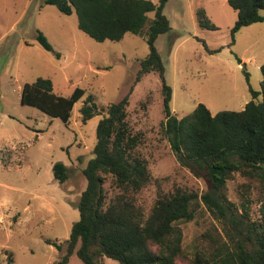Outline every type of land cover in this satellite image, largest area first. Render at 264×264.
Instances as JSON below:
<instances>
[{"label":"rangeland","instance_id":"374dc122","mask_svg":"<svg viewBox=\"0 0 264 264\" xmlns=\"http://www.w3.org/2000/svg\"><path fill=\"white\" fill-rule=\"evenodd\" d=\"M198 8L205 10L216 29L198 25ZM259 12L264 15V9ZM163 13L170 30L159 34L154 44L171 87L172 113L181 118L198 103L211 114L243 109L252 99L249 87L260 90L264 21L243 26L232 36L237 11L227 0H167ZM151 18L153 12H148L145 29ZM37 30L60 53L59 58L36 41ZM201 39L216 51H207ZM147 53L144 35L127 32L117 41H96L78 28L74 11L63 14L44 0H0V264H53L64 253L78 219L77 202L86 186L82 170L93 156L97 123L106 105L131 87L126 119L132 132L142 134L138 150L150 172V180L136 194L137 204L147 214L159 190L178 187L201 193L209 188L205 178L179 165L161 129L164 114L157 72L146 73L134 84L139 60ZM39 77L49 78L53 92L61 96H69L76 87L84 89L68 124L20 102L23 84ZM88 94L100 114L83 123L80 107ZM260 99L259 95L256 100ZM57 161L68 168L63 183L53 177L52 165ZM111 182L106 176L108 196L114 192ZM243 183L250 187L255 216L264 197V184L258 180L233 173L225 184L226 197L238 205ZM178 226L184 255L174 264H194L195 253L207 256L222 240L220 224L201 203L194 218ZM47 239L60 243L62 249ZM100 262L119 264L106 256ZM67 264L83 262L73 254Z\"/></svg>","mask_w":264,"mask_h":264},{"label":"trees","instance_id":"16d2710c","mask_svg":"<svg viewBox=\"0 0 264 264\" xmlns=\"http://www.w3.org/2000/svg\"><path fill=\"white\" fill-rule=\"evenodd\" d=\"M166 1L44 0V3L63 14L74 11L78 28L96 41H117L127 32L145 36L148 53L139 60L134 84L146 73L157 72L164 114L161 129L179 165L205 178L209 188L201 193L178 187L170 192L159 190L147 214L137 204L136 194L150 180V172L146 158L138 150L142 134L132 132L126 119L131 87L120 99L106 105L97 123L93 156L82 170L86 186L77 202L78 219L71 226L64 253L53 264H67L73 254L83 264H101L102 256L119 264H174L184 255L178 223L192 220L200 203L220 224L222 240L216 242L207 256L195 253L194 264H264V197L253 216L248 184H241L238 205L225 193L226 181L235 172L264 184V65L260 67V90L249 87L252 99L243 109L211 114L203 103H198L190 113L176 117L169 105L171 87L165 81L164 66L154 44L159 34L170 30L163 13ZM227 3L237 11L232 36L243 26L264 21L259 12L264 9V0H227ZM148 12H153V18L145 29ZM196 18L203 28H217L203 8L196 10ZM35 39L45 50L60 57L40 30L36 31ZM201 42L206 47L204 40ZM207 51L216 50L207 48ZM84 92L76 87L69 96H61L53 92L49 78L39 77L23 84L20 102L68 124L73 104ZM259 95L261 99L257 101ZM99 111L93 96L88 94L80 107L81 121L85 123ZM52 172L59 183L68 177L67 166L60 161L53 163ZM106 176L111 177L114 189L111 196L104 187ZM46 242L62 249L58 242L48 239ZM8 259L12 261V255Z\"/></svg>","mask_w":264,"mask_h":264}]
</instances>
